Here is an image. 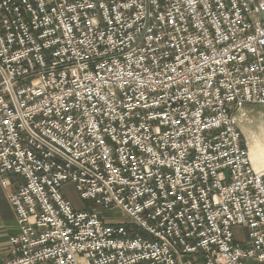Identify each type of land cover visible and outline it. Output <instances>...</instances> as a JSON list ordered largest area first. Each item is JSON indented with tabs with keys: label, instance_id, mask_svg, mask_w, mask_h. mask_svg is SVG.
<instances>
[{
	"label": "built area",
	"instance_id": "built-area-1",
	"mask_svg": "<svg viewBox=\"0 0 264 264\" xmlns=\"http://www.w3.org/2000/svg\"><path fill=\"white\" fill-rule=\"evenodd\" d=\"M247 103L264 0H0V183L24 179L0 264L264 263ZM68 182L129 223L76 209Z\"/></svg>",
	"mask_w": 264,
	"mask_h": 264
},
{
	"label": "crops",
	"instance_id": "crops-1",
	"mask_svg": "<svg viewBox=\"0 0 264 264\" xmlns=\"http://www.w3.org/2000/svg\"><path fill=\"white\" fill-rule=\"evenodd\" d=\"M7 177L11 182L9 187L5 188L0 183V263L12 257L10 238L20 232V226L8 195L24 183V179L14 173L8 174ZM234 231L237 242L244 245L247 229L236 227ZM178 264H205V261L201 253L185 254L178 259ZM251 264L264 263L252 262Z\"/></svg>",
	"mask_w": 264,
	"mask_h": 264
},
{
	"label": "rangeland",
	"instance_id": "rangeland-1",
	"mask_svg": "<svg viewBox=\"0 0 264 264\" xmlns=\"http://www.w3.org/2000/svg\"><path fill=\"white\" fill-rule=\"evenodd\" d=\"M245 117H239V128L243 134V143L249 148L251 142L250 129L255 130L257 133H264V107L256 103H247L243 107ZM239 113H237L238 115ZM242 118V120H241ZM241 120V121H240ZM261 126V127H260ZM251 127V128H250ZM249 128V130H248ZM261 128V129H260ZM63 192L66 199L78 210L89 209L97 211L105 222L111 224H127L129 223V217L120 208L112 206L104 208L96 205L91 200H84L80 197L76 190L75 184L72 182L65 183L63 185Z\"/></svg>",
	"mask_w": 264,
	"mask_h": 264
},
{
	"label": "bare ground",
	"instance_id": "bare-ground-1",
	"mask_svg": "<svg viewBox=\"0 0 264 264\" xmlns=\"http://www.w3.org/2000/svg\"><path fill=\"white\" fill-rule=\"evenodd\" d=\"M261 127V126H260ZM251 128V127H250ZM261 129V128H260ZM249 130V128H248ZM249 155L253 167L258 172H264V133L250 129Z\"/></svg>",
	"mask_w": 264,
	"mask_h": 264
}]
</instances>
